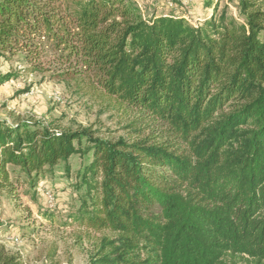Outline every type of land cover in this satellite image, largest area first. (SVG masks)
<instances>
[{"label": "trees", "instance_id": "obj_1", "mask_svg": "<svg viewBox=\"0 0 264 264\" xmlns=\"http://www.w3.org/2000/svg\"><path fill=\"white\" fill-rule=\"evenodd\" d=\"M238 8L193 24L135 0H0V58L107 102L125 132L0 119V201L91 153L67 214L87 264H264V0ZM0 264L23 261L0 247Z\"/></svg>", "mask_w": 264, "mask_h": 264}, {"label": "rangeland", "instance_id": "obj_2", "mask_svg": "<svg viewBox=\"0 0 264 264\" xmlns=\"http://www.w3.org/2000/svg\"><path fill=\"white\" fill-rule=\"evenodd\" d=\"M146 16L174 14L193 24L211 17L214 4L218 13L227 9L239 18L238 0H135ZM28 63L20 55L1 57L0 74H17L0 84V119L15 123L23 120L54 123L78 129L90 127L100 136L118 138L125 135L117 124L116 114L107 102L95 95L80 96L48 74L29 72ZM91 160V153L74 155L69 160V175L64 163L42 179L36 200L22 191L17 199L3 196L0 201V247L18 255L23 264H87L90 242L78 241L79 228L67 214L77 203L75 172ZM47 193L52 195L49 200ZM52 215V217L50 216Z\"/></svg>", "mask_w": 264, "mask_h": 264}, {"label": "built area", "instance_id": "obj_3", "mask_svg": "<svg viewBox=\"0 0 264 264\" xmlns=\"http://www.w3.org/2000/svg\"><path fill=\"white\" fill-rule=\"evenodd\" d=\"M47 196H48L49 200H52L53 199L52 198V195H50V193H47Z\"/></svg>", "mask_w": 264, "mask_h": 264}, {"label": "bare ground", "instance_id": "obj_4", "mask_svg": "<svg viewBox=\"0 0 264 264\" xmlns=\"http://www.w3.org/2000/svg\"><path fill=\"white\" fill-rule=\"evenodd\" d=\"M182 1H184V2L188 3L190 0H182Z\"/></svg>", "mask_w": 264, "mask_h": 264}]
</instances>
